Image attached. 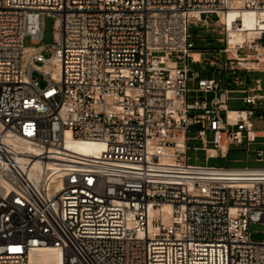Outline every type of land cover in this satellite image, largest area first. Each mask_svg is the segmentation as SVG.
<instances>
[{"label":"built area","instance_id":"2783aa9c","mask_svg":"<svg viewBox=\"0 0 264 264\" xmlns=\"http://www.w3.org/2000/svg\"><path fill=\"white\" fill-rule=\"evenodd\" d=\"M235 1L0 0V264H31L48 248L58 264H264L250 229L264 225V168L189 157L191 131L212 136L209 157L264 137L253 123L264 120L261 84L238 90L247 107L233 109L234 90L209 100L221 84L189 65L192 22L226 27ZM242 6L260 14L256 35L233 54L226 29L233 57L222 66L264 72V0ZM68 136L104 147L69 156Z\"/></svg>","mask_w":264,"mask_h":264},{"label":"rangeland","instance_id":"374dc122","mask_svg":"<svg viewBox=\"0 0 264 264\" xmlns=\"http://www.w3.org/2000/svg\"><path fill=\"white\" fill-rule=\"evenodd\" d=\"M216 16L212 19L215 20ZM56 16L53 14H47L44 22V34L42 39L43 45H51L54 43V24ZM223 22V21H222ZM227 26L225 27L221 22L215 24L197 25L192 22L191 40L195 43L196 49L199 53H202V62H189V65L194 70L201 71L203 77H214L220 84L221 89L217 92H211L208 94L209 100L222 97L227 89L230 91V108H246L245 94L241 93L240 89H244L246 86L255 88L261 84L264 88V72H246L238 71L235 75L223 68L222 64L228 59L232 58L233 54L226 52L227 47ZM24 43L27 47L34 46L33 38L26 36ZM252 53L251 50L241 51L242 56ZM46 57H50L52 53L50 51L45 52ZM215 60L216 64L211 65V61ZM35 78H37L41 85H45L43 77L35 72ZM239 77L244 81V85L237 86L235 83L236 77ZM190 88H196L195 83H190ZM197 93L189 94V101L193 102L197 98ZM254 129L258 132L264 130V120H253ZM189 157L190 164L192 165H204L212 166L215 168H228V169H259L264 168V161L259 160L258 150L264 149V137L260 136L256 138L252 143L248 144L245 141L243 144L230 145V151L226 156L222 155L220 151L215 157H209L206 148H212V136L207 139V144L203 139L197 137L195 131L189 133ZM252 239L254 241H262L264 239V225L260 223L251 224Z\"/></svg>","mask_w":264,"mask_h":264},{"label":"bare ground","instance_id":"6f19581e","mask_svg":"<svg viewBox=\"0 0 264 264\" xmlns=\"http://www.w3.org/2000/svg\"><path fill=\"white\" fill-rule=\"evenodd\" d=\"M259 12L242 6V0H236L233 6L229 9L228 14H222V21L229 30V46L233 54L237 48L245 43L253 41L256 35L257 25L259 23ZM241 21L243 28H234L235 21ZM262 52V49L256 50L255 54ZM194 59L197 62L201 61L199 52L193 53ZM16 146L32 149V146L23 139L13 140ZM104 144L90 141H76L68 136L65 149L69 156H94L98 155ZM38 163V161H36ZM40 167V164H38ZM44 168H46L44 166ZM59 254L54 248L41 249L32 253L30 257L31 264H58Z\"/></svg>","mask_w":264,"mask_h":264},{"label":"trees","instance_id":"16d2710c","mask_svg":"<svg viewBox=\"0 0 264 264\" xmlns=\"http://www.w3.org/2000/svg\"><path fill=\"white\" fill-rule=\"evenodd\" d=\"M195 52H200V51L196 49Z\"/></svg>","mask_w":264,"mask_h":264}]
</instances>
